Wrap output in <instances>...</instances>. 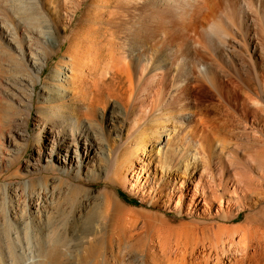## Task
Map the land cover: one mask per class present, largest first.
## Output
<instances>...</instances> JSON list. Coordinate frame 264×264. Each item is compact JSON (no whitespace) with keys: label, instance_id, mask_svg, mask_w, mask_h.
Returning a JSON list of instances; mask_svg holds the SVG:
<instances>
[{"label":"bare ground","instance_id":"6f19581e","mask_svg":"<svg viewBox=\"0 0 264 264\" xmlns=\"http://www.w3.org/2000/svg\"><path fill=\"white\" fill-rule=\"evenodd\" d=\"M84 1L60 0L53 23V13L41 10L36 0H0V166L5 161L12 165L17 163L31 145L30 119L36 111L34 129L38 148L32 156L33 161L26 160V178L19 183L35 214H40L42 205L60 192H71L75 201L86 190L82 185L85 182L120 181L122 173L133 164L134 156L141 152L145 161L149 154V138L145 137L144 129L151 131L148 135L151 137L164 136L162 125L168 127L167 137L180 133L182 128L187 136L191 130L189 122L194 106H187L179 99L182 94H177L178 81L174 80L169 86L164 83L170 61L178 59L179 54L174 48L170 52L163 48L169 27L138 26L132 21L129 6L124 11L115 0H101L92 39L80 33L76 37L63 35L58 25L67 32ZM138 35L141 45L136 39ZM132 38L135 41H132L131 52L136 53L135 57L127 55ZM54 39L59 46L62 42L68 46L58 64L44 76L49 59L58 53L53 47ZM155 43L162 45L159 54L155 52L152 57L150 53L154 52ZM180 44V40H176V45ZM138 66L144 68L143 75L138 74ZM170 75L175 77L176 72L172 70ZM37 85H42L38 101ZM261 91L253 88V94H246L255 104L252 118L244 116L247 122L244 133L256 134L257 142L249 149L253 153L241 156L229 148L233 145L230 138L234 133L229 119L216 124L214 120L209 123L202 119L200 129L199 125L195 127L199 139L184 160L212 154L217 155L221 166L220 171L212 170L207 163L202 168H194L191 180L180 190L188 210L201 214L205 221H235L242 212L257 209L264 203V100ZM111 99L117 100L112 104ZM174 100H178L180 107L175 116L167 111ZM118 102L123 105L119 117L126 111L132 118L128 119L127 126L125 121L110 118L113 126L108 127V137H103L95 131L99 124L98 111L100 107L105 110L107 103L113 109L120 104ZM173 120L182 128L170 125ZM159 152L165 154L170 165L171 145ZM141 169L134 171L143 175ZM50 176L53 179H49ZM99 221L92 215L87 219L88 228L85 225L84 234L90 244L87 247V242L84 243V248L87 247L93 258L85 256L81 264L92 261L91 264H100L99 250H106L108 244L113 246L112 242L98 239L99 232L94 227ZM252 225H249V215L237 224H205L199 227L202 237L198 233L193 237L188 235L191 239L166 236L159 239L158 244L123 258L119 264H226L224 258L238 256L236 253H241V257H234L236 261L231 264H264V231L259 229L261 225L259 228ZM50 236V241L45 243L49 249H44L42 255L50 259L49 264H64L65 251L70 250L73 243L65 240L58 227ZM198 247L203 249L202 254L197 253L201 249ZM103 264L114 263L106 259Z\"/></svg>","mask_w":264,"mask_h":264},{"label":"rangeland","instance_id":"374dc122","mask_svg":"<svg viewBox=\"0 0 264 264\" xmlns=\"http://www.w3.org/2000/svg\"><path fill=\"white\" fill-rule=\"evenodd\" d=\"M36 1L45 13H53L54 23L60 0ZM115 4L121 5L124 11L130 9L128 11L132 21L134 20L138 26L169 27L163 48L169 52L174 48L179 54L178 59L175 57L170 61V70L164 83L169 86L174 80L178 81L177 94H182L179 99L187 106H194V113L189 122L190 134L184 135L183 128L174 120L170 125L182 130L168 137L169 130L166 125H162L165 130L163 137L148 136L151 131L148 128L144 129L145 137L149 138V154L145 161V156L141 152L134 156L130 171H124L120 181L85 182L82 185L86 190L78 196V200L74 201V198H71L73 197L71 192L65 191L63 194L60 192L54 199L50 198V202L42 205L43 210L40 214H35L30 209L19 184L22 178H26V160L33 161L32 156L38 148V137L35 136L34 129L37 113L34 111V116L30 119L31 145L24 149L25 154L17 163L12 165V162L5 161L0 166V264H49L50 259L42 253L44 249H49L45 243L50 241V235L56 227L60 228L69 244L73 243L70 250L65 251L62 258L64 264H81V259L85 256L93 258L87 249L90 243L84 234L88 228L87 219L91 215L100 220V224L94 227L99 232L97 235L100 242L105 239L113 244V246L108 244L106 250H99L102 258L100 264L105 263L106 259L119 264L123 258L147 249L152 244H158L159 239L166 236H174L176 239L188 235L193 237L198 233L202 237L199 227L213 222L221 225L237 224L243 221L246 215H249V225L253 224L252 226L257 228L261 225L259 229L264 231V203L257 209L242 212L235 221L219 219L205 221L201 214L188 210L182 201L183 195L180 191L183 189L182 186L191 180L194 168H202L207 163L212 170L220 171L217 155H202L203 158L198 155L196 159L191 156L184 160L199 139L196 130L200 129L199 122L202 119L209 123L214 120V124L229 119L227 121L234 128L233 136L230 138L233 145L229 148L241 156L253 153L249 149L257 142L256 134L251 131L249 134L244 133L247 129L244 116L252 118V111L255 108L254 101L246 97L247 93H252L251 89L262 90L264 100V0H115ZM101 7V0L84 1L68 31L61 30L60 25L58 30L63 35L70 34L76 37L80 33L86 36V39H92L95 34L94 26H97V13ZM136 39L138 42L141 40L140 36ZM178 39L180 46L176 45ZM132 41L134 43L135 40L132 38L127 47L129 57L136 56V53L131 52L134 46ZM56 44L59 42L54 39L53 47L58 53L49 59L44 76L58 64L68 46L65 42H62L61 46ZM161 45L162 43H155L154 52H151L150 56L154 57L155 52L159 54ZM153 60L156 62V58ZM137 69L138 74H144L143 67L138 66ZM172 70L176 72L175 77L170 75ZM37 87L38 101L42 85ZM116 100L111 99L112 104ZM110 103H107L105 110L100 107L98 111L99 126L96 125L95 131H99L103 137H108V127L113 126L110 118L125 121L126 126L128 119L132 118L126 111L121 112L119 117L123 107L121 102L113 109ZM169 107L165 109L172 111L175 116V111L180 108L178 100H174ZM124 133H127V130H124ZM169 144L170 165L167 164L165 154L159 152L160 150L164 152ZM139 168H142L143 175H138L134 171ZM49 179L53 177L50 176ZM131 183L136 185L132 186ZM187 237L185 238L191 239ZM202 250L199 249L197 253L202 254L200 252ZM233 254L235 255L234 252ZM236 254L239 256L241 253ZM236 256L224 258V262L231 264L236 261L234 258Z\"/></svg>","mask_w":264,"mask_h":264}]
</instances>
